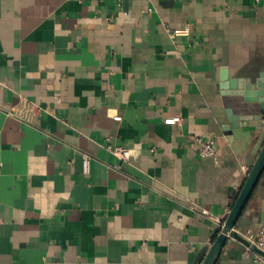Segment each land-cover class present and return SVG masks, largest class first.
Returning <instances> with one entry per match:
<instances>
[{
    "label": "crops",
    "instance_id": "0c3cea01",
    "mask_svg": "<svg viewBox=\"0 0 264 264\" xmlns=\"http://www.w3.org/2000/svg\"><path fill=\"white\" fill-rule=\"evenodd\" d=\"M262 76L264 0H0V264H195L264 144L222 85ZM263 224L264 174L236 229Z\"/></svg>",
    "mask_w": 264,
    "mask_h": 264
},
{
    "label": "water",
    "instance_id": "95a60500",
    "mask_svg": "<svg viewBox=\"0 0 264 264\" xmlns=\"http://www.w3.org/2000/svg\"><path fill=\"white\" fill-rule=\"evenodd\" d=\"M223 90L231 89L233 93L231 95L236 97H242L244 105L243 112L250 113L252 119L242 121L239 123L235 118L237 126L241 124L243 127H256L261 129L264 125V121H261V117H264V81L263 76L257 78L255 81L248 83L244 82V79L235 78L231 83L225 82L222 85ZM264 139V137H263ZM264 174V144L263 147L253 163L250 173L238 194L235 203L227 217L222 223L221 232L218 234L212 245L205 246L198 254L195 264H217L220 256L228 239L239 241L254 252L258 257L264 260V253L258 248V246L246 235L240 233L237 229V223L242 217L245 208L251 199L257 185Z\"/></svg>",
    "mask_w": 264,
    "mask_h": 264
},
{
    "label": "built area",
    "instance_id": "2783aa9c",
    "mask_svg": "<svg viewBox=\"0 0 264 264\" xmlns=\"http://www.w3.org/2000/svg\"><path fill=\"white\" fill-rule=\"evenodd\" d=\"M122 1V0H119ZM170 34L174 37L186 36L189 34V28L184 29H175L169 30ZM39 107L36 105L30 104L24 113H19L21 117H24L26 114L34 112ZM25 114V115H22ZM183 118L180 113L172 112L170 115L163 119L164 124L166 125H181ZM196 144L198 148V154L202 159H212L216 163L219 161L217 152L214 148V140L212 138L203 139L201 137L196 138ZM107 150L111 152L115 157L122 161H129L131 153L128 149L124 147L114 146L109 143L106 146ZM91 157L89 155H83V170L87 174L90 170ZM255 244L258 248L264 253V224L260 226L258 233L254 239ZM258 264H264V260L260 257L257 258Z\"/></svg>",
    "mask_w": 264,
    "mask_h": 264
}]
</instances>
